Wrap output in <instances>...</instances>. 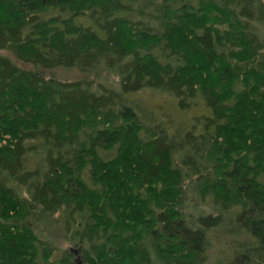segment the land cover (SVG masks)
I'll return each mask as SVG.
<instances>
[{"label":"trees","instance_id":"1","mask_svg":"<svg viewBox=\"0 0 264 264\" xmlns=\"http://www.w3.org/2000/svg\"><path fill=\"white\" fill-rule=\"evenodd\" d=\"M71 248L83 264H264V0H0V264H77Z\"/></svg>","mask_w":264,"mask_h":264},{"label":"rangeland","instance_id":"2","mask_svg":"<svg viewBox=\"0 0 264 264\" xmlns=\"http://www.w3.org/2000/svg\"><path fill=\"white\" fill-rule=\"evenodd\" d=\"M9 56H11L6 51H1ZM13 59L14 57L11 56ZM18 65L23 68H30V65L25 62L18 61L14 59ZM46 75L50 78H54L60 81H74V80H89L94 83L96 86L99 83L112 85L117 83L118 79L111 73L103 69H98L92 71L90 73H81L76 69H65V68H58L53 69L50 71H46ZM144 102L154 106H162L163 113H166L173 121L174 128L176 130H186L189 125L192 124L193 116L197 115V111L190 110V111H183L178 107V104L175 98L168 96L166 93H162L159 91H146L137 94ZM41 222L43 227L46 230V233L50 234L51 237H54L53 242L58 246H63L62 248L68 249L70 247V243H63V239L61 237V228L59 225L62 224L63 219L59 214L47 215L41 217ZM43 228V229H44ZM63 236V235H62ZM87 264V263H86Z\"/></svg>","mask_w":264,"mask_h":264},{"label":"water","instance_id":"3","mask_svg":"<svg viewBox=\"0 0 264 264\" xmlns=\"http://www.w3.org/2000/svg\"><path fill=\"white\" fill-rule=\"evenodd\" d=\"M70 251L76 255L75 262L77 264H83V260L81 259V255H79L80 249H73V248H71Z\"/></svg>","mask_w":264,"mask_h":264}]
</instances>
